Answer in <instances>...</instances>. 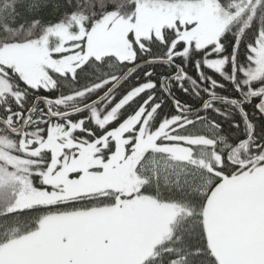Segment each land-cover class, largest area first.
I'll return each mask as SVG.
<instances>
[{"label": "snow or ice", "instance_id": "6c2138e0", "mask_svg": "<svg viewBox=\"0 0 264 264\" xmlns=\"http://www.w3.org/2000/svg\"><path fill=\"white\" fill-rule=\"evenodd\" d=\"M0 264H264V0H0Z\"/></svg>", "mask_w": 264, "mask_h": 264}]
</instances>
